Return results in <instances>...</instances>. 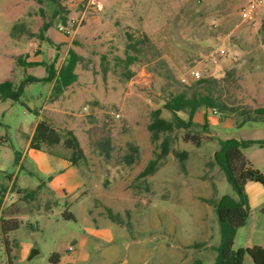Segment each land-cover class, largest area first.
<instances>
[{
    "label": "rangeland",
    "instance_id": "obj_1",
    "mask_svg": "<svg viewBox=\"0 0 264 264\" xmlns=\"http://www.w3.org/2000/svg\"><path fill=\"white\" fill-rule=\"evenodd\" d=\"M244 2L95 0L91 5L89 0H16L22 18L10 27L3 16L15 0H0V82L11 77L12 71L16 84L26 73L40 78L47 76L44 65L25 71L16 63L20 56L59 68L69 49L81 55L77 67L79 81L68 88L62 100L68 105L66 122L70 121L86 153L89 165L81 163V167H93L92 174L101 185L94 195L106 192V198L112 200L110 209L120 215L123 223L114 221L108 207L96 196L94 216L113 222L117 231L124 229L126 235L118 237L115 244L122 250L121 256L128 255L132 263L143 258L142 254L134 256V251L145 249V260L140 264H215L216 247L221 241L218 216L203 198L236 197L224 171L214 161L218 140L264 138V122H247L237 127L236 120H240L237 115L202 108L193 128L202 137L201 146L184 142L183 131L178 132L173 145L177 150L189 152L185 172L170 154L164 163H167L164 176L154 174L147 179L124 180L113 188L109 186V178L113 168L124 165L129 143L137 146L139 142L144 159L154 157L156 145L148 131L150 113L162 108L170 93L188 90L197 80L193 71H199L200 78L218 79L219 85L211 89L229 106H264V29L243 24L240 8ZM58 4L65 6L66 11ZM45 23L49 27L41 40L39 33ZM128 35L134 40L149 38V42L141 45L137 60L129 66L124 61ZM215 49L220 53L213 57ZM130 72L133 76L129 78ZM50 87L47 82L31 83L20 100L0 102L2 216L20 221L19 228L9 235L11 242L17 241L10 244L11 261L0 229V264H52L50 257L66 254L83 233L86 212L78 206L73 208L78 220H67L62 217V205L54 204L48 191L41 189L43 195L31 199L19 192L39 182L38 175H26L25 169L32 166V160L26 157L20 168L16 157L30 144L37 119L35 112L45 105L48 94V103L53 101ZM163 116L171 118L167 110H163ZM181 116L186 118L187 114ZM205 118L207 129L203 128ZM226 121L234 126L223 128ZM51 123L60 131L68 129L61 119ZM106 136L111 137L109 158L99 146ZM44 149L61 154L68 151L62 144ZM142 165L139 162L131 167V174ZM125 195L134 196L123 198ZM255 239L258 236L241 229L233 248L245 247ZM20 240L30 245V252L36 249L38 253L19 262ZM103 260L107 262L108 258ZM245 264H253L249 256Z\"/></svg>",
    "mask_w": 264,
    "mask_h": 264
},
{
    "label": "trees",
    "instance_id": "obj_2",
    "mask_svg": "<svg viewBox=\"0 0 264 264\" xmlns=\"http://www.w3.org/2000/svg\"><path fill=\"white\" fill-rule=\"evenodd\" d=\"M62 11H66L65 6L58 4ZM67 18H63V24H66ZM15 24L14 28H17ZM49 27L45 23L39 33L41 40H44V32ZM264 29V25L261 26ZM149 38L144 36L140 40H134L128 35L126 44L125 64H133L141 51L140 47ZM133 52L134 54H132ZM81 55L73 48L68 50L67 56L59 68L53 64L43 62H28L21 56L16 59V63L27 68L44 65L47 67V76L39 78L34 75L25 74V77L16 84L14 81L13 71L10 78L0 82V102L6 100L18 101L24 94L25 87L28 84L36 82L53 83L51 100L59 99L63 93L73 85L79 78L76 69L81 61ZM130 72L128 77H132ZM219 80L213 77H202L189 87L188 90L170 93L162 108H156L150 113L148 131L150 132L151 141L156 145L154 157L148 162L139 178H145L154 175L158 169L165 163L168 156L172 154L180 164L182 171L187 170V160L189 152L187 150H177L174 143L178 138V132L183 131L181 139L186 143H191L197 147L202 144V137L198 132H194L195 117L198 111L205 109H219L221 112H231L237 115L240 120H236V126L242 127L247 122H264V106L257 108L250 107H232L227 105L220 97L215 96L212 89L218 86ZM163 110L171 114V118L163 116ZM36 113V112H35ZM186 113L187 117L181 116ZM37 115V114H36ZM203 128L207 129L208 122L205 118ZM62 144L65 149L70 151L69 160L76 166L86 161V155L81 143L72 130L60 131L56 129L47 119H41L37 122L34 133L30 140V147L37 150L44 149V146L54 147ZM219 148L214 153V161L224 171L228 182L231 184L236 197L223 195L220 198H203V201L212 205L218 216V223L221 233V241L216 247L217 256L215 264H245V259L249 256L253 264H264V248L261 246H252L247 248H233L234 239L237 230L244 226L251 212L248 198L245 193V186L249 181L257 182L264 185V174L255 168L250 160L246 157L245 151L252 147L264 148V139H219ZM101 151L106 158L111 156V137L106 136L99 144ZM129 153L124 156L125 163L131 165L139 157V147L135 144H128ZM18 159V156L16 157ZM24 193L28 199L35 197V190H19ZM3 195H0V229L3 240L6 245L9 260L12 242L17 243L15 239H9L11 232L16 231L20 226L17 218H6L3 214ZM264 215V206L260 210ZM110 217L114 221L122 224L119 214H114L108 208ZM64 219H74V216L68 212L62 214ZM129 225V224H128ZM50 263H59V254H53Z\"/></svg>",
    "mask_w": 264,
    "mask_h": 264
},
{
    "label": "crops",
    "instance_id": "obj_3",
    "mask_svg": "<svg viewBox=\"0 0 264 264\" xmlns=\"http://www.w3.org/2000/svg\"><path fill=\"white\" fill-rule=\"evenodd\" d=\"M22 13L23 12L21 8L17 6L15 0V3L11 7H9L5 12L3 19L6 21L8 26L12 27L16 21L22 18ZM5 47L7 48V44ZM27 61L43 62L42 60L30 59H28ZM78 81L79 78L75 83H77ZM52 86L53 83H51L50 89H52ZM67 92L68 89L63 93V95L59 99L53 100L50 103H48L47 101L49 98V94L47 95L45 105L35 113L37 114V119L34 123L33 131L29 138V143L34 133L36 124L39 120L44 118V113L46 115L45 118H47V120L53 122L54 119H61L63 121V124L67 126L69 130H72L74 132L70 125V121L68 120V122H66L68 105L62 101L66 97ZM198 114L199 111L196 114V117L198 116ZM58 117L60 118L58 119ZM226 122L227 123L222 125L223 128L228 129L229 127L234 126L231 121ZM236 139L264 138L236 137ZM29 145H27L23 153H18V165L20 166V168L23 167L25 158L29 157L32 160L33 164L32 166L30 165L26 167V175H38L39 182L35 185H29L28 183L30 188L27 190H35V196H37L38 194V196L40 197L43 195L41 189L48 191L49 195L51 197H54V204L62 205V214L64 212L72 214L74 216L75 221L78 220V216L74 212V205L76 207L78 206L82 210V212H86L83 218V233L79 236V239L75 241V243H73V250L69 249V247L72 246L70 245L66 254H59L58 264H140L141 260H145V249H139L138 251H134V256H140V254L143 255L142 259L135 261L134 263L129 260L128 255L125 254L121 256L122 250L115 243L118 237H124L126 235L124 229L119 228V230L117 231L113 222H106L104 219L95 218V209H93V206L94 196L96 195H94V193L96 192L95 190L97 188L100 189L101 185L97 183L96 178L92 174L94 169L93 167L89 169H83L81 167V164L79 166L74 165L69 160L70 151H67L66 154H61L59 152L51 153L46 149H33ZM137 146L139 147V142L137 143ZM128 153L129 151L126 152L125 155H127ZM245 155L250 160L252 165L264 174V148L252 147L245 151ZM152 158L153 157L149 156L147 159H144V156L141 154V150L139 148V157L134 163H132L131 165H127L126 163H124V165H118L111 170L109 186L113 188L116 186L117 183H120L124 180L130 182L131 179H147V177L139 178L138 176ZM139 162L143 163L142 167L136 170L135 172L133 171L131 174V167H133ZM82 163L86 165L88 164L87 156L86 161ZM166 172L167 163L163 164L158 169V171L155 173V176H164L166 175ZM26 177V179L29 180L28 176ZM14 178H16V176H14L13 179ZM13 179L11 183H13ZM100 181L102 180L100 179ZM256 183L257 182L247 183L245 186V192L248 198V203L251 212L245 225L237 230L235 239L241 229H246L247 233L250 235L258 236V239H255L256 241L251 240L250 242L252 243H247V245H245V247L243 248L252 246H261L264 248V215L260 212L261 208L264 206V188L259 186L260 183ZM129 196L132 197L134 195H125L123 196V198L125 197L132 199ZM106 197L107 193L101 192V194L97 195L95 198L99 199V201L103 205H106L110 209L112 200L111 197H109L108 199ZM98 213L99 216L102 217L101 212ZM18 243L20 247L18 261L22 262L30 255V245L22 240H20ZM104 258H108V261L105 262L103 260ZM143 262L145 263L146 261Z\"/></svg>",
    "mask_w": 264,
    "mask_h": 264
},
{
    "label": "built area",
    "instance_id": "obj_4",
    "mask_svg": "<svg viewBox=\"0 0 264 264\" xmlns=\"http://www.w3.org/2000/svg\"><path fill=\"white\" fill-rule=\"evenodd\" d=\"M91 5L95 4V0H89ZM240 18L243 24L252 25V26H263L264 25V0H245L244 4L240 8ZM75 21H73L74 23ZM67 29V28H66ZM70 33V30H67ZM220 53L219 49H215L212 52V56L216 57ZM195 79L201 77L199 71L192 72ZM216 112V110H215ZM70 250H73L74 247L70 246Z\"/></svg>",
    "mask_w": 264,
    "mask_h": 264
},
{
    "label": "water",
    "instance_id": "obj_5",
    "mask_svg": "<svg viewBox=\"0 0 264 264\" xmlns=\"http://www.w3.org/2000/svg\"><path fill=\"white\" fill-rule=\"evenodd\" d=\"M38 253V250L32 249L29 255V259L33 258Z\"/></svg>",
    "mask_w": 264,
    "mask_h": 264
}]
</instances>
